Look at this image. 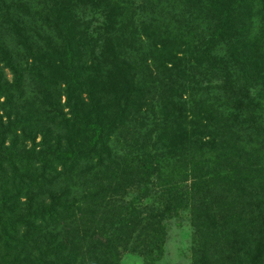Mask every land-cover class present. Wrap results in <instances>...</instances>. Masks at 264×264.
I'll list each match as a JSON object with an SVG mask.
<instances>
[{
    "label": "trees",
    "instance_id": "1",
    "mask_svg": "<svg viewBox=\"0 0 264 264\" xmlns=\"http://www.w3.org/2000/svg\"><path fill=\"white\" fill-rule=\"evenodd\" d=\"M182 210L264 264V0H0V264H161Z\"/></svg>",
    "mask_w": 264,
    "mask_h": 264
},
{
    "label": "rangeland",
    "instance_id": "2",
    "mask_svg": "<svg viewBox=\"0 0 264 264\" xmlns=\"http://www.w3.org/2000/svg\"><path fill=\"white\" fill-rule=\"evenodd\" d=\"M152 200L153 198L148 202ZM188 216V211L182 210L172 214L171 217L168 216L164 221L166 243L164 258L161 264H191L192 231ZM120 264H143V261L137 254L127 252L122 256Z\"/></svg>",
    "mask_w": 264,
    "mask_h": 264
}]
</instances>
